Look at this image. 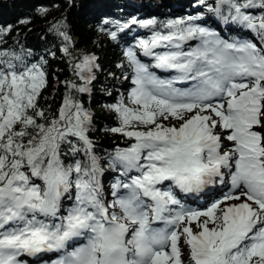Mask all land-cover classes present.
Here are the masks:
<instances>
[{
  "label": "snow or ice",
  "instance_id": "obj_1",
  "mask_svg": "<svg viewBox=\"0 0 264 264\" xmlns=\"http://www.w3.org/2000/svg\"><path fill=\"white\" fill-rule=\"evenodd\" d=\"M197 2L259 44L202 26L203 12L98 24L111 41L133 25L151 32L117 65L131 87L108 106L117 126L106 131L128 141L107 156L119 173L110 200L93 117L77 95L91 93L98 58L73 57L68 25L50 27L76 79L61 81L67 91L49 112L48 61L9 49L12 26L0 28V264L49 253L50 264H264V0ZM214 188L198 207L176 192Z\"/></svg>",
  "mask_w": 264,
  "mask_h": 264
},
{
  "label": "trees",
  "instance_id": "obj_2",
  "mask_svg": "<svg viewBox=\"0 0 264 264\" xmlns=\"http://www.w3.org/2000/svg\"><path fill=\"white\" fill-rule=\"evenodd\" d=\"M0 5V28L12 26V31L4 39L9 49H15L17 53L31 50V59L35 62L43 56L47 61L49 87L42 93L47 97L41 103L49 112L54 111L60 104L67 89L61 81L74 80L69 58L59 51L60 39L50 31L52 25L63 21L68 25V31L76 47L72 50L73 57L80 58L81 54H94L98 58L99 70L95 72L96 79L91 85L90 94H77L83 106L88 109L93 117L90 138L96 145V153L100 156L104 167L103 175L112 177L114 180L119 175L107 167V156L114 149L127 146L125 138L106 131L109 127L117 126L115 113L108 108L122 96L127 97L125 89L128 82L119 84L123 77L118 64L124 62L123 50L136 43V37L151 34L149 29L132 26L131 31L121 33L118 41H111L105 33L98 29L102 19L123 22L136 18L137 20L156 19L166 21L170 19L186 18L196 13H204L202 26L216 29L221 34L241 39L253 38L254 33L239 29L235 25H225L214 14L196 4L197 0H1ZM215 4V0H208ZM47 9V18L39 14V7ZM28 18L31 22L27 25L19 23L21 19ZM199 23V22H198ZM112 29V25L106 26ZM256 41L259 44L258 38ZM50 53H55L52 55ZM140 59L150 63L147 57ZM79 83V81H77ZM38 182V181H37ZM108 185V182H106ZM110 198V195H108Z\"/></svg>",
  "mask_w": 264,
  "mask_h": 264
},
{
  "label": "rangeland",
  "instance_id": "obj_3",
  "mask_svg": "<svg viewBox=\"0 0 264 264\" xmlns=\"http://www.w3.org/2000/svg\"><path fill=\"white\" fill-rule=\"evenodd\" d=\"M196 4H198V2H196ZM253 11L256 12V14H258V10H253ZM196 14H197V13H196ZM147 19H149V18H147ZM145 20H146V19H145ZM150 35H151V34H148V35H146V36H144V37L137 36L135 41H137V40H139V39H141V38H147V37L150 36ZM234 38H235V37H234ZM236 39H237V38H236ZM254 42H256V41L254 40ZM189 43H190V44H194L195 42H194V41H191V42H189ZM157 51H160V49H157ZM125 82L127 83L128 81L124 80L123 77L120 78L119 81H118L119 84H124ZM130 87H131V85H129V87L125 89V92L128 93V90H129Z\"/></svg>",
  "mask_w": 264,
  "mask_h": 264
},
{
  "label": "water",
  "instance_id": "obj_4",
  "mask_svg": "<svg viewBox=\"0 0 264 264\" xmlns=\"http://www.w3.org/2000/svg\"><path fill=\"white\" fill-rule=\"evenodd\" d=\"M1 4V3H0Z\"/></svg>",
  "mask_w": 264,
  "mask_h": 264
}]
</instances>
